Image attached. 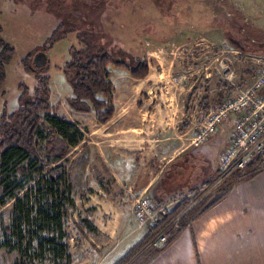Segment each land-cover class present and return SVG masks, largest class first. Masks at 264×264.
Returning <instances> with one entry per match:
<instances>
[{"label":"rangeland","instance_id":"obj_1","mask_svg":"<svg viewBox=\"0 0 264 264\" xmlns=\"http://www.w3.org/2000/svg\"><path fill=\"white\" fill-rule=\"evenodd\" d=\"M103 16L108 18V22H113L119 37L127 34L136 42L142 55L146 53L162 64V69L154 72V81L160 79L158 74L161 73L166 89L158 91L152 102L153 105H171L167 128L169 143L182 144L179 130L186 118L181 117V112L194 90H199L200 94L193 100L199 99V102L209 95L214 102L220 86H229L234 90L232 84L249 85L261 73L257 58L264 56V0H0V38L14 49L12 60L6 67V81L0 91V118L4 110L7 114L16 112L21 97L33 100L35 97L31 96L37 92L40 77L48 76L51 104L59 110L60 117L69 121L78 120L76 124L84 135L83 141L72 148L66 158L58 161L46 153L44 138L49 124L45 119L40 124L36 147L39 159L53 167L63 166L66 171L73 169L68 178L71 184L66 186L67 190L70 189L73 205H65L68 215L63 220L62 229L54 227L42 234L57 238L56 250L59 253L54 256L50 252L51 247H45L44 253L39 252L37 241L29 253L31 256L25 259H22L23 253L10 250L17 241L5 231L13 224L14 201L7 198L6 205L0 210V264H115L154 226L148 222L139 223L135 206L142 198L140 191L145 186L149 165L152 163L155 174L161 170L159 166L169 159L157 161L155 158L150 163L147 159L146 165L144 159L139 158L142 153H139L123 159L121 165L114 164V158L108 159L109 164L104 163L107 156L113 154L117 142L124 140L118 133L107 136L108 140L104 143L108 127L98 125L95 113L77 116L68 104L74 95L63 69L72 59V47L82 49L84 46L76 33H72L68 34L66 43L59 45L65 41L61 40L49 48L50 37L59 25L64 24L86 35L93 47L103 49L107 46L111 50L118 44L111 42L109 35L106 34L102 44L95 45L99 43L98 36L96 38L88 32L91 26L97 29L98 26L105 27ZM84 20L88 22L87 28ZM227 37L250 53L238 55ZM45 49L50 59L48 67L42 72H31L27 63L31 66L33 56ZM228 60H231V65L225 68ZM172 64L174 69L170 71ZM112 70L123 71L114 67ZM182 76L186 77L183 81ZM229 76L231 83L227 79ZM132 82L130 103L135 114L131 118L138 121L144 118L142 114L147 110L151 96L140 92L145 83ZM150 83L153 84V80ZM117 92L118 97L120 92ZM153 129L155 132L137 137L150 139V136H157L160 140V132L157 128ZM83 159L88 161L85 168ZM168 170L166 177L176 176L172 172L175 169ZM183 170L184 173L179 174L181 176L175 181L192 179V182L201 183L204 180L202 169L186 166ZM232 174L217 185V180L213 181L211 188L198 194H203L201 198L209 200L208 203L216 200L217 193L227 191L236 183ZM10 178L12 189L19 186L26 188L18 191L23 196L26 190L35 186L33 180L38 175H22L13 170ZM168 180L166 178L165 181ZM3 196L0 191V198ZM82 220H88L92 230H81L79 225ZM65 245L68 247L65 248ZM23 248H26V242Z\"/></svg>","mask_w":264,"mask_h":264},{"label":"trees","instance_id":"obj_2","mask_svg":"<svg viewBox=\"0 0 264 264\" xmlns=\"http://www.w3.org/2000/svg\"><path fill=\"white\" fill-rule=\"evenodd\" d=\"M107 17L109 18L108 15ZM107 17L102 18L105 27L99 28L98 26L97 29L90 25L88 32L96 38L98 36L99 43L95 45L102 44L106 39V34L109 35L110 41L119 45L113 46L111 50H108L107 46H103V49L93 47L86 35L75 27L70 28L64 24L59 25V29L49 39V48H51L55 43L66 39L68 34L76 33L79 42L84 46L82 49L72 47V59L63 69L74 95V98L68 100V104L77 113H95L99 125H106L116 112L115 88L111 81L110 67L125 70L132 78L138 80H143L149 75L148 61L143 57L144 54H141V49L136 46V42L127 34L119 37L117 32L115 33L117 28L114 27L113 22H108ZM84 22L87 28V20ZM227 41L235 50L245 54L250 53L241 44L239 45L228 37ZM13 55L14 49L0 38V91L6 81V67ZM27 68L31 72H36L32 66H28V63ZM39 80L37 92L31 96L35 97L33 100L26 96L21 97L18 110L12 114H7L4 110L0 118V191L4 195L0 198V210L6 205L7 198L14 201L12 228H7L5 231L17 241L15 246L10 247V250L23 253L22 259L31 256L29 253L34 249L36 241L39 252L44 253L45 247H51L50 252L57 256L59 253L56 250L57 238L44 237L42 234L49 232L50 228L62 229L63 220L68 215L65 205H73L70 189H66L67 184H71L68 178L73 169L66 171L63 166H50L42 162L37 154L36 147L40 137L41 122L45 119L49 124L48 134L44 138L46 153L58 161L66 158L71 149L78 146L84 138L81 129L66 118L60 117L59 110L51 104L50 78L42 76ZM189 127L190 123L184 122L180 126V132L187 131ZM83 161L85 168L88 161L87 159ZM13 170H17L22 175L35 173L38 175V178L33 180L36 182L35 186L26 190L23 196H20L18 191L26 188L19 186L12 189L10 172ZM262 172H264V163L257 157L244 170L235 172V177L238 179L236 181H250ZM212 183L213 180L208 179L202 184L204 186L194 191L198 194L200 190ZM227 192L217 193V199L212 201V205L218 203ZM189 205L190 201L183 199L165 215H159L157 222L147 235L115 264H129L138 254L149 248L152 241L168 228ZM79 227L81 230H92L88 220H82ZM25 242L26 248L24 249ZM67 247L65 245V248Z\"/></svg>","mask_w":264,"mask_h":264},{"label":"crops","instance_id":"obj_3","mask_svg":"<svg viewBox=\"0 0 264 264\" xmlns=\"http://www.w3.org/2000/svg\"><path fill=\"white\" fill-rule=\"evenodd\" d=\"M64 40L59 45L66 43L67 39ZM143 57L147 59L149 66V75L143 80L132 78L127 71L123 72L125 70L118 72L114 70L113 72V67H110L111 81L115 88L116 112L106 125H98L108 127L106 130L109 132L105 133L104 143L108 140L107 136L118 133L124 141L117 142L118 145L112 150L113 154L108 155L107 161L104 160V163H108V159L114 158V164L121 165L123 159L139 153H142L139 158L144 159V163L147 159H150L149 163L155 158L157 161L169 159L159 166L161 170L155 174L152 163L149 165L148 177L144 182V188L140 191V196L145 195L151 198L158 209L167 211L172 210L183 199H188L190 205L176 219V225L170 228V237L164 248H147L129 264H264V172L250 181H236L233 186L228 188L227 194L214 205L212 202L208 203L209 200L201 198L203 194L197 195V192L194 191L208 179L213 181L217 179L220 171L221 153L230 146L234 136L235 118L222 125L217 135L206 144L193 148L190 146V142L198 131L203 115L233 99L235 91L229 86H220L217 100L213 102L211 97L206 95L198 102L199 99L196 101L193 99L200 94V91L194 90L181 112V117L186 118L184 122L190 123L189 129L181 132L182 144L180 142L169 143L167 128L171 105H166V103L165 105H153L152 102L158 95V91L166 89L162 84L163 75L161 73L158 74L160 79L154 81V72L162 69V64L148 57L146 53ZM171 66L170 71L174 69V64ZM185 78L182 76V81ZM132 80L145 83L141 86L140 92L151 96L148 100L149 106L142 114L144 118L138 121L131 118L135 114L130 103ZM152 80L153 84L150 83ZM118 90L120 95L118 94L117 97ZM194 102L197 104L196 106H194ZM75 113L77 116L85 114ZM76 121L69 122L76 124ZM153 128H157V131L160 132V140L157 136L153 138L150 136V139L137 137V135L143 136L144 133L155 132ZM178 148L181 149L177 152ZM107 151L109 150L105 152ZM175 152L177 154L173 155ZM186 166L202 169L204 180L201 183L192 182V179L187 182L175 181L181 176L179 174L184 173L183 168ZM170 168L175 169L171 171L176 173V176L172 174L168 178L166 174L169 173L168 169ZM150 174H153L151 178ZM166 178L170 182L165 181ZM232 178L238 180L235 174H232ZM198 183L200 184L198 185ZM211 187L212 185L204 189ZM92 189L94 190V188Z\"/></svg>","mask_w":264,"mask_h":264},{"label":"built area","instance_id":"obj_4","mask_svg":"<svg viewBox=\"0 0 264 264\" xmlns=\"http://www.w3.org/2000/svg\"><path fill=\"white\" fill-rule=\"evenodd\" d=\"M236 53L242 55L240 51ZM257 61L262 68L259 76L246 86L232 84L234 98L204 114L190 142L193 148L206 144L217 135L222 125L235 118L234 136L230 146L221 153L216 185L233 172L244 170L257 157L264 163V56L258 57ZM230 65L231 60H228L225 68ZM227 79L231 83V77ZM135 209L141 224L151 222L155 225L158 216L167 213L165 209H158L154 201L146 196L137 200ZM174 225L176 220L152 241L149 248H164L170 237L169 230Z\"/></svg>","mask_w":264,"mask_h":264},{"label":"water","instance_id":"obj_5","mask_svg":"<svg viewBox=\"0 0 264 264\" xmlns=\"http://www.w3.org/2000/svg\"><path fill=\"white\" fill-rule=\"evenodd\" d=\"M49 63H50L49 54L46 51L42 50L37 52L33 56L31 66L33 70L41 71L46 69Z\"/></svg>","mask_w":264,"mask_h":264}]
</instances>
